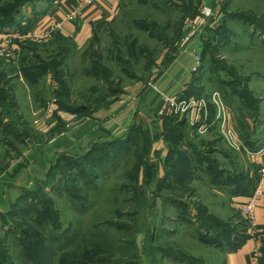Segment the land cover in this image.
<instances>
[{"label": "rangeland", "instance_id": "rangeland-1", "mask_svg": "<svg viewBox=\"0 0 264 264\" xmlns=\"http://www.w3.org/2000/svg\"><path fill=\"white\" fill-rule=\"evenodd\" d=\"M201 1L124 0L106 31L79 51L67 39L59 38L56 54L49 43L28 40L38 58L27 51L19 56L25 79L43 99L71 112L85 106L89 114L134 84L146 104ZM219 3L224 18L204 46L188 93L209 98L217 90L232 101L241 95L256 108L264 96V0ZM48 77L53 90L45 86ZM12 95L0 83V172L24 149V134L43 114L35 103L28 113L23 97L14 113ZM144 110V124H135L130 140L97 143L74 166L64 159L53 187L0 208V264H27L25 252L38 264H224L233 238L249 232L231 193L251 173L246 153L232 149L217 126L204 132L183 115L158 116L160 125L157 120L150 130L146 123L155 115L148 105ZM159 140L163 154L154 152ZM94 171L102 177L89 184ZM53 232L73 241L49 256Z\"/></svg>", "mask_w": 264, "mask_h": 264}, {"label": "crops", "instance_id": "crops-1", "mask_svg": "<svg viewBox=\"0 0 264 264\" xmlns=\"http://www.w3.org/2000/svg\"><path fill=\"white\" fill-rule=\"evenodd\" d=\"M81 1L53 0L42 3L39 12L25 9L19 21L22 22L21 28L20 25L19 27L0 28V45L7 38H11L20 47L19 56L27 51L34 55V58H38V55H35L38 53L34 54L32 49L26 45L28 42L20 39L17 34L27 29L53 28L59 23L60 26L55 29L53 37L46 41L49 43L47 45L53 49V53L56 54L60 48L59 38L69 40L76 51L88 47L94 36L106 31L108 25L116 19L124 0H98L76 11ZM221 1H201V4L211 5L215 10V15L209 21L208 27L202 31L203 34H208L209 28L215 29L224 18L223 7L219 3ZM178 45L179 43H174L172 47L170 46L169 51L176 50L174 55L177 57L159 78V87L172 95L181 90H187L191 84L194 76L192 72L193 54L203 51L204 41L200 35L194 37L184 49L180 50ZM61 48L64 50L63 47ZM19 59L22 62L0 57V83L4 85L7 92L13 94L16 103L13 107L14 113L21 111L20 101L23 97L28 113L33 112V103H35L38 107L43 105V114L33 120L29 133L24 134L25 147L14 158L13 161L16 162L5 163L0 172V208L15 202L25 189L35 187L39 182L47 179L59 159L83 155L94 144L124 136L132 125H143L146 117L145 106L148 105L152 109V115H155L147 120L146 124L150 130L152 126L156 129L157 124H154L157 120L158 125L161 123L158 119L161 104L158 93L149 91L145 102L147 105H142L140 101L143 99V94L140 84L128 86L120 96L121 98L93 109L89 114L64 110L56 99L46 98L45 100L40 95V90L33 91L30 88L22 71L23 58ZM48 78L45 86L53 90L55 84L50 81V77ZM233 98V101L228 100L231 104V123L246 145L249 144V147L258 149L264 144V96L262 94L259 99L258 114L261 118L257 121L252 117L253 112L248 101L239 96H233ZM20 116L21 120L26 118L24 115ZM160 141L154 152L158 151L163 154L165 146ZM262 163H264V154L253 158L247 157V165L251 168V172L257 170ZM248 196H233V200L240 207ZM256 219L257 233L255 235L249 233V237L241 246L228 251L224 264H257L256 251L262 255L260 249L264 238V198L256 208Z\"/></svg>", "mask_w": 264, "mask_h": 264}, {"label": "built area", "instance_id": "built-area-1", "mask_svg": "<svg viewBox=\"0 0 264 264\" xmlns=\"http://www.w3.org/2000/svg\"><path fill=\"white\" fill-rule=\"evenodd\" d=\"M98 0H82L77 6L79 11L83 7L94 4ZM215 15L214 7L208 4H201L196 14L186 21L187 29L182 37L178 47L184 49L188 43L196 36H200L203 41L208 39L211 28L207 30L208 34H203L202 31L208 27L209 21ZM60 26L59 23L55 24L53 28H46L40 30L27 29L21 31L17 36L23 41H36L46 42L50 40L55 29ZM20 55V47L15 44L11 38H7L2 45H0V57L8 58L11 60H17ZM194 65L192 66V72L196 73L200 67L202 61V55L200 52L193 54ZM154 90L158 92L161 97L162 106L160 107L158 114L160 117L167 116L169 114L186 116L187 121L191 125L198 126L205 132L209 127L215 125L223 134V138L226 143L234 150L244 151L249 158L256 157L257 155L264 154V144L258 149H253L246 145L241 135L237 132L236 128L231 123V104L225 99L220 91H213L209 98L205 96H185V90L172 95L162 90L155 84ZM210 102L214 105L213 116L209 115ZM252 171V170H251ZM253 177L251 193L247 200L240 204V210L243 218L249 228L251 234L257 233V219L256 208L260 201L264 198V163H262L257 170L251 172ZM257 264H264L261 259L260 252L256 251Z\"/></svg>", "mask_w": 264, "mask_h": 264}, {"label": "trees", "instance_id": "trees-1", "mask_svg": "<svg viewBox=\"0 0 264 264\" xmlns=\"http://www.w3.org/2000/svg\"><path fill=\"white\" fill-rule=\"evenodd\" d=\"M6 0H2V2L0 3V28H12V27H19L20 28L22 26V22L20 21V17L22 15L23 12H25V9H31L35 12H39V7L41 6L42 3L44 2H52L53 0H12L11 2H7L4 3ZM216 29H213L208 35V39H206L204 41V46L205 44L212 38V36L215 34ZM62 39V38H61ZM203 46V49H204ZM202 49V50H203ZM204 51V50H203ZM202 55V52H201ZM59 65V63H57ZM201 66V65H200ZM199 71V70H198ZM192 84V82H191ZM191 84L188 86V89L191 88ZM188 89L185 90L184 95L189 97V93H188ZM239 97L242 98V96L240 95ZM244 100H246V98H243ZM247 101V100H246ZM257 101V100H256ZM259 103V100L257 101ZM256 102V108H253L252 104L250 103V101L248 100V104L250 105V108H253L254 111L256 112V114H258V104ZM83 110H80V112H87V107L83 106L82 107ZM252 110V109H251ZM253 112V111H252ZM91 113V112H90ZM134 126L132 125V127L130 128L129 132L127 134H125L124 136L118 137V138H114L113 140L115 141H119V143H123L126 142L128 140H130L132 138V132H134ZM97 144V143H96ZM95 145V144H94ZM93 147V146H92ZM91 147V149L83 154L80 155L78 157H64L63 159H59L57 161V163L54 164L50 174L47 176V179L42 180L41 182H39L35 187L29 188V189H25L21 196L12 203V205L14 204H18L21 201H23L24 199H26L27 197H29V195H32L31 193L36 192L37 189L39 188H43V187H53L54 184V180L57 177L58 174V169L60 168V164L64 163V159L68 158L71 159L73 161V166L76 165V163L78 164L79 162L82 161V159H86L89 158L90 155H92L93 153V148ZM253 149H255L254 147H251ZM93 150V151H92ZM94 178L93 179H89L88 183L91 184V182L99 179L100 177H102L101 173H99L98 171H94ZM252 180L253 177L251 176V173H248L247 176L245 177V183L244 185L238 187L236 189H233V191H231V193L233 194L232 196H238V195H249L251 193V186H252ZM249 233L248 232H244L241 236L238 237H234L233 241H231L232 245L230 246L231 249H236L237 247L241 246L246 239L249 237ZM49 241L51 243V246L48 248V255L49 256H53L54 254H59L61 251H63L67 246L72 244L73 241V235H68V233L66 235H61L57 234L55 232H53L52 234L50 233V238ZM261 259L264 263V238H263V245L261 247ZM25 257H26V263L27 264H38L35 263V260H33V258H31V256L29 255V253L27 254L25 252ZM50 261L52 260L51 257ZM48 258V259H49ZM11 264H14L13 261L9 262Z\"/></svg>", "mask_w": 264, "mask_h": 264}, {"label": "water", "instance_id": "water-1", "mask_svg": "<svg viewBox=\"0 0 264 264\" xmlns=\"http://www.w3.org/2000/svg\"><path fill=\"white\" fill-rule=\"evenodd\" d=\"M141 236L138 237V244L140 245Z\"/></svg>", "mask_w": 264, "mask_h": 264}]
</instances>
